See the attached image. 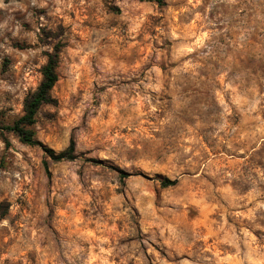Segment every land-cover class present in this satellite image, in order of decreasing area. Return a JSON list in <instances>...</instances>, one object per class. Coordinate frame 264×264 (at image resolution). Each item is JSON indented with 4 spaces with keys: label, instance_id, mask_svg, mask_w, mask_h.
I'll use <instances>...</instances> for the list:
<instances>
[{
    "label": "rangeland",
    "instance_id": "1",
    "mask_svg": "<svg viewBox=\"0 0 264 264\" xmlns=\"http://www.w3.org/2000/svg\"><path fill=\"white\" fill-rule=\"evenodd\" d=\"M58 42L41 146L0 132V264H264V0H0L3 124Z\"/></svg>",
    "mask_w": 264,
    "mask_h": 264
},
{
    "label": "trees",
    "instance_id": "2",
    "mask_svg": "<svg viewBox=\"0 0 264 264\" xmlns=\"http://www.w3.org/2000/svg\"><path fill=\"white\" fill-rule=\"evenodd\" d=\"M155 1L158 4H162L163 0H149ZM61 50L60 43H56L52 50L46 53V62L42 65L41 80L36 89L29 93L23 104V113L9 124H3L0 121V132H12L14 133L20 142L26 145H40L41 142L35 136L34 124L36 121L35 115L39 107L43 104L53 102L51 96V89L58 79L56 68L59 62V52ZM48 156L54 161L71 160L74 156V141L70 140L67 149L60 153H54L51 149L45 148ZM44 167L47 169L46 161L43 162ZM127 173H122L121 177H126ZM177 182L176 179H170L164 177L161 181L163 187L174 185Z\"/></svg>",
    "mask_w": 264,
    "mask_h": 264
}]
</instances>
